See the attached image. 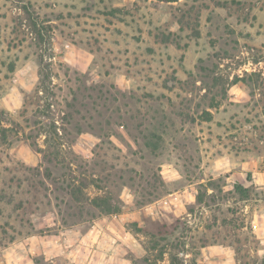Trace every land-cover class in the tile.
<instances>
[{"label":"rangeland","instance_id":"obj_1","mask_svg":"<svg viewBox=\"0 0 264 264\" xmlns=\"http://www.w3.org/2000/svg\"><path fill=\"white\" fill-rule=\"evenodd\" d=\"M0 264H264V0H0Z\"/></svg>","mask_w":264,"mask_h":264},{"label":"trees","instance_id":"obj_2","mask_svg":"<svg viewBox=\"0 0 264 264\" xmlns=\"http://www.w3.org/2000/svg\"><path fill=\"white\" fill-rule=\"evenodd\" d=\"M107 204V210L108 212H117L119 211V208L117 209V207H113L110 203H106Z\"/></svg>","mask_w":264,"mask_h":264}]
</instances>
